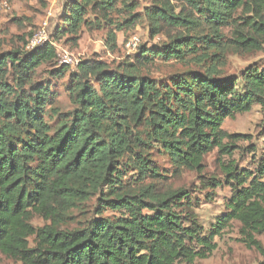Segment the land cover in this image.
Instances as JSON below:
<instances>
[{"label":"trees","instance_id":"1","mask_svg":"<svg viewBox=\"0 0 264 264\" xmlns=\"http://www.w3.org/2000/svg\"><path fill=\"white\" fill-rule=\"evenodd\" d=\"M118 4L127 16L116 22L110 13ZM238 10L247 14L242 22L234 19ZM133 12L130 0H67L63 24L50 34L76 39L100 22L122 29L144 20L153 37L167 38L158 49L138 47L117 68L85 59L71 71L57 64L50 42L0 53V254L19 264H194L237 221L242 241L264 264L255 238L264 234V154L252 169L223 166L231 195L207 230L185 204L184 188H163L165 175L149 156L164 155L175 173L201 171L214 148L232 154L235 145L224 140L238 136L223 131L227 118L256 105L264 113V66H249L238 78L219 74L227 48L222 28L235 27V50L259 48L264 0H151L143 14ZM106 43L115 48L113 31ZM155 55L208 69L170 87L150 75ZM44 64L53 66V79L68 75L70 109L55 106L54 83L35 79ZM92 198L93 217L61 227ZM33 215L48 223L33 226Z\"/></svg>","mask_w":264,"mask_h":264},{"label":"rangeland","instance_id":"2","mask_svg":"<svg viewBox=\"0 0 264 264\" xmlns=\"http://www.w3.org/2000/svg\"><path fill=\"white\" fill-rule=\"evenodd\" d=\"M66 1L0 0V53L17 47L25 48V42L28 41L31 33L36 32L41 26H45L48 33H55L56 26L63 24V8ZM130 1L134 4V14H143L144 8L151 3V0ZM122 7L123 5L118 4L116 10L110 13V18L113 21L119 22L127 16L122 11ZM242 16L243 18H239ZM245 16L247 14L244 15L241 10H238L234 19L236 18L237 22H242ZM86 17L92 19L94 16L90 14ZM100 25V28L95 27L91 30L88 27H83L76 39L68 35L59 39L50 36L49 42L54 45L56 54L66 51L74 60H97L109 68H117L127 57L134 56L138 47L143 46L148 50H153L168 43L167 38L162 34L153 37L144 20L133 27L122 29H116L114 24L109 25L104 22H100ZM234 29L232 24L222 28V41L226 43L227 48L223 57L219 58L223 62V65L220 66V77L238 78L249 66H264V39L259 38V48L257 49L249 52L235 50L233 46ZM239 29L247 31L245 25L239 26ZM108 31H113L116 34L115 48L106 43ZM52 67L49 64L42 65L38 69L35 79L44 80L50 84L54 83L53 90L57 95L55 106L59 111H66L72 107L65 89L69 82L68 75L63 79H53L48 73ZM69 68L73 71L76 69V65H69ZM207 69L205 64L187 60H164L162 56L155 55L150 75L161 83L172 87L181 76L194 71L203 73ZM173 76L174 78H171ZM51 123L55 125L54 122ZM222 129L227 134L238 136L234 142L224 140L230 145H235L231 148L232 154L223 155L217 148H214L205 155L201 171L184 169L175 173L164 155L159 154L156 150H150L151 154H149L150 158L154 160V164L158 166L159 173L165 175L166 179L162 181L163 188L182 187L186 190L189 198L185 204L188 202L189 211L204 227V230H207L215 218L224 211L225 203L231 195L230 188L226 183V176L222 171L223 166L229 161H234L238 169H252L253 160L264 154V113L259 106H253L247 113L227 118ZM144 183H149V180H145ZM94 203L95 198H92L82 207L71 211L68 214L69 217H66L62 222L61 227L73 228L82 225L81 222L94 216L92 211ZM112 215L113 213L110 211L104 214L105 217ZM31 223L35 227H40L47 224L48 221L33 215ZM239 227L237 221L231 222L221 236L214 238L217 246L212 254L208 258L196 260L194 264H257L263 260L259 251L254 247H248L246 242L242 241L244 237L241 235ZM255 238L264 248V234L256 235ZM0 264H19V262L0 254Z\"/></svg>","mask_w":264,"mask_h":264},{"label":"built area","instance_id":"3","mask_svg":"<svg viewBox=\"0 0 264 264\" xmlns=\"http://www.w3.org/2000/svg\"><path fill=\"white\" fill-rule=\"evenodd\" d=\"M50 33L46 30L45 26H41L34 32L25 43V48L27 50L40 47L50 40ZM79 60H74L66 51H61L57 54V64L62 65H77Z\"/></svg>","mask_w":264,"mask_h":264}]
</instances>
